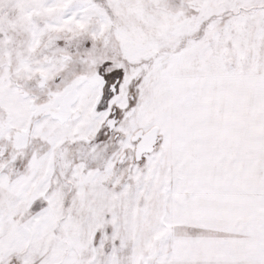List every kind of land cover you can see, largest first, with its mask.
Instances as JSON below:
<instances>
[{
    "label": "snow or ice",
    "instance_id": "obj_1",
    "mask_svg": "<svg viewBox=\"0 0 264 264\" xmlns=\"http://www.w3.org/2000/svg\"><path fill=\"white\" fill-rule=\"evenodd\" d=\"M0 264H264V0H0Z\"/></svg>",
    "mask_w": 264,
    "mask_h": 264
}]
</instances>
